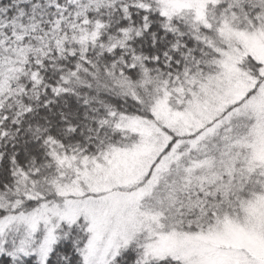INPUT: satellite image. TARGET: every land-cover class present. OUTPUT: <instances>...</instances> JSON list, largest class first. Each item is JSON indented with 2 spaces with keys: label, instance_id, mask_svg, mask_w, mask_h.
<instances>
[{
  "label": "snow or ice",
  "instance_id": "obj_1",
  "mask_svg": "<svg viewBox=\"0 0 264 264\" xmlns=\"http://www.w3.org/2000/svg\"><path fill=\"white\" fill-rule=\"evenodd\" d=\"M0 264H264V0H0Z\"/></svg>",
  "mask_w": 264,
  "mask_h": 264
}]
</instances>
